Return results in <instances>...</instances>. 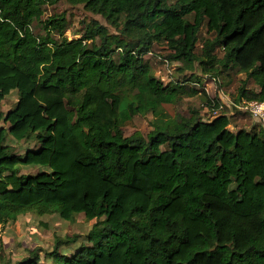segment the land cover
<instances>
[{
  "label": "trees",
  "instance_id": "trees-1",
  "mask_svg": "<svg viewBox=\"0 0 264 264\" xmlns=\"http://www.w3.org/2000/svg\"><path fill=\"white\" fill-rule=\"evenodd\" d=\"M57 1L0 0V103L19 94L0 127V223L95 222L84 240L57 237L50 261L34 248L1 264H264V127L232 130L228 107L210 121L164 109L185 96L219 106L203 76L230 71L258 86L234 100H264V0H66L117 31L93 19L77 38L64 12L44 19ZM158 44L190 74L158 78L146 60ZM138 114L153 129L126 135ZM8 134L39 146L22 155Z\"/></svg>",
  "mask_w": 264,
  "mask_h": 264
},
{
  "label": "rangeland",
  "instance_id": "rangeland-1",
  "mask_svg": "<svg viewBox=\"0 0 264 264\" xmlns=\"http://www.w3.org/2000/svg\"><path fill=\"white\" fill-rule=\"evenodd\" d=\"M63 12L66 14L68 22L66 34L71 38L79 37L80 34L84 32L86 24L93 19L107 26L111 33L117 32L102 16L87 11L83 5L74 6L66 0H58L55 4H47L45 6L44 19ZM209 36L210 35L206 32V28L204 27L202 29L203 39ZM169 52L170 50L166 45L158 44L154 47L152 53L146 55V60L151 64L155 75L163 82L167 83L171 80H183L184 75H189L190 71L183 69L180 63L166 62L165 58ZM218 52L220 53L219 50ZM199 71L200 70H198V72ZM203 78V85L207 94L212 98H218L220 102H223L225 105L229 102V99L236 98L239 89L243 86L249 88L251 91L258 90L257 84L253 80L248 79L245 73H237L236 71H230L229 74L224 73L216 78L204 75ZM18 98V92L12 91V93L0 103V111L3 117V119L0 120V127L5 129L10 127V123L5 122L4 117L17 105ZM203 102L201 96H185L174 104H165L164 109L172 119L178 118V116L189 115L193 109L199 110L201 116L206 118L208 115V107H206ZM153 120L154 116L152 114H138L126 126L125 134L131 135L135 132H140L143 135H147L148 132L153 129ZM252 123H254V119L250 115L238 114L233 117V123L230 128L234 131L240 128L251 130ZM7 143L14 146L17 152L22 155H24L28 149L39 146L37 134L22 141H17L8 134ZM43 169L44 168L40 167L22 166L20 167V173L33 174ZM94 222L95 220L88 221L84 214H78L72 221H65L58 215L38 216L31 212L21 215L18 221L5 226L0 234V264L3 261H19L29 256L31 250L34 248L40 249V256L42 259L50 261V258H46V254L54 250V243L57 237L64 238L68 235L79 234L81 235V239L84 240ZM82 243L85 242L78 241L72 245H64L60 250L63 253H71Z\"/></svg>",
  "mask_w": 264,
  "mask_h": 264
},
{
  "label": "built area",
  "instance_id": "built-area-1",
  "mask_svg": "<svg viewBox=\"0 0 264 264\" xmlns=\"http://www.w3.org/2000/svg\"><path fill=\"white\" fill-rule=\"evenodd\" d=\"M231 109V114L236 115L238 113H246L250 115L254 122H258L264 127V100H248L243 98L239 101L229 99V102L225 105L223 102H219V106L208 110V115L204 118L205 121H210L217 117L219 114L225 111V108ZM2 232V224L0 223V234Z\"/></svg>",
  "mask_w": 264,
  "mask_h": 264
},
{
  "label": "crops",
  "instance_id": "crops-1",
  "mask_svg": "<svg viewBox=\"0 0 264 264\" xmlns=\"http://www.w3.org/2000/svg\"><path fill=\"white\" fill-rule=\"evenodd\" d=\"M253 122V121H252Z\"/></svg>",
  "mask_w": 264,
  "mask_h": 264
}]
</instances>
